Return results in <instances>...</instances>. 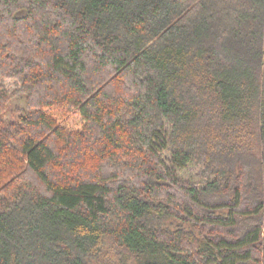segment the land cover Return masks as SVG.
I'll return each instance as SVG.
<instances>
[{
  "label": "trees",
  "instance_id": "obj_1",
  "mask_svg": "<svg viewBox=\"0 0 264 264\" xmlns=\"http://www.w3.org/2000/svg\"><path fill=\"white\" fill-rule=\"evenodd\" d=\"M0 264H264V0H0Z\"/></svg>",
  "mask_w": 264,
  "mask_h": 264
},
{
  "label": "rangeland",
  "instance_id": "obj_2",
  "mask_svg": "<svg viewBox=\"0 0 264 264\" xmlns=\"http://www.w3.org/2000/svg\"><path fill=\"white\" fill-rule=\"evenodd\" d=\"M25 107V98L24 97H19L15 100H13L7 109V112L4 114L2 121L3 122H14L16 121L20 116L23 115L24 112V108ZM19 111V112H17ZM164 131L167 133V131L169 132V128L166 127L164 129ZM166 138V137H165ZM160 157L162 159V161L165 163V165L171 169V165H170V156L166 151H163L160 153ZM198 168H194V167H189L186 170H184L183 172H180V174L178 175V177H180L181 179L185 180V181H190L191 184L196 185L197 187H200L203 185V183L200 182V179L195 176L199 171Z\"/></svg>",
  "mask_w": 264,
  "mask_h": 264
}]
</instances>
